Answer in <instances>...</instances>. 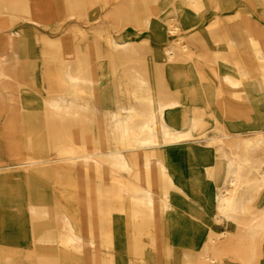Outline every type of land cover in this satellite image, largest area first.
Returning a JSON list of instances; mask_svg holds the SVG:
<instances>
[{
  "label": "rangeland",
  "instance_id": "obj_1",
  "mask_svg": "<svg viewBox=\"0 0 264 264\" xmlns=\"http://www.w3.org/2000/svg\"><path fill=\"white\" fill-rule=\"evenodd\" d=\"M255 38L264 0H0V264H264ZM162 105L170 145L143 128ZM191 176L196 219L170 198Z\"/></svg>",
  "mask_w": 264,
  "mask_h": 264
},
{
  "label": "bare ground",
  "instance_id": "obj_2",
  "mask_svg": "<svg viewBox=\"0 0 264 264\" xmlns=\"http://www.w3.org/2000/svg\"><path fill=\"white\" fill-rule=\"evenodd\" d=\"M9 42L13 43L15 46L17 45V49L14 51V56H16V58H18L19 61L22 60V50L19 48V44H17V40L15 39V37L13 36H9ZM253 44L258 47V49L260 50V53H261V56H262V59L264 60V42L258 38H255L253 39ZM126 51V50H125ZM13 54V52H12ZM174 55L173 52H170L169 53V56L172 57ZM3 64V65H8V57L7 55H0V65ZM41 68V67H40ZM25 72V70H23ZM22 73L21 75H16V80H17V83L18 84H22L24 83V80L26 79V74L25 73ZM47 94V93H46ZM0 98H5V92H3L1 89H0ZM134 113V112H133ZM165 105H162L158 108V111L156 114H152L151 112H148V114L145 115V118H146V121L144 122V125H143V128L145 131H150L151 133V138L149 139V141L151 143H159L162 140L165 141V144L166 145H170L172 144L171 142L173 140H176L177 139V136L176 135H173L174 133H170L168 131V123L165 119ZM160 125L165 129V132L164 134L161 136L160 135V131H159V127ZM182 133H179L178 135H180ZM179 139V138H178ZM163 144V146L165 145ZM162 146V144H160ZM160 145H158L157 147H159ZM144 155V154H143ZM151 156V155H150ZM152 157V156H151ZM134 159V158H133ZM36 161V160H35ZM136 161V160H135ZM138 162V161H137ZM163 165V161L159 158V157H156L154 160H152L148 165H147V177H149L150 179H152V186H149L148 188V197L152 200V204H151V209L152 211H157V206L155 208V210H153V205L155 201V196L157 195L158 196V209H163L164 208V200L162 199V197L159 198V193H163L164 194V191L159 187V185H157V176L156 174V171L158 169H160ZM235 168V166L232 164V161H231V164L229 166V169H228V176L230 177V173H233V169ZM232 169V170H231ZM137 170V169H136ZM228 200L226 199H223L222 203H221V206H220V210H223L227 205H228ZM155 206V205H154ZM16 211V210H15ZM151 211V210H150ZM18 212V211H17ZM160 212V211H159ZM156 214V213H154ZM158 216V214H156ZM155 217V216H154ZM155 220V219H154ZM157 220V219H156ZM34 222V221H33ZM33 224V223H32ZM91 225V224H90ZM92 226V225H91ZM264 227V224L263 223H259L256 227L253 226L251 229H249L247 232L251 235L252 238H255V236H257L261 229ZM73 231V230H72ZM214 242V241H213ZM217 243V242H216ZM45 252V251H44ZM7 261V260H6Z\"/></svg>",
  "mask_w": 264,
  "mask_h": 264
},
{
  "label": "crops",
  "instance_id": "obj_3",
  "mask_svg": "<svg viewBox=\"0 0 264 264\" xmlns=\"http://www.w3.org/2000/svg\"><path fill=\"white\" fill-rule=\"evenodd\" d=\"M185 165H187V164H185ZM188 165H191V163H189ZM187 169L190 170L192 168L189 166V167H187ZM194 172H197V171H194ZM179 184L180 185H178L179 186L178 190L180 192L179 193L180 202H177V204H174V201H173L174 197L171 196L170 198H171V203H172V209L174 208V211H176L178 213H182V214H179L178 216L190 217L193 219L199 218L200 216H203V215L206 216L207 214H205L204 212H202V214H201V212L197 209V207L190 203V202H193V203L197 202L196 198L198 197L197 195L200 191L197 189L199 187V180L196 179L195 177H192V176L191 177H184ZM216 184H217V186H219V182H216ZM215 192H217V191L214 190V188H210V187L207 188V190H205V194L203 197L204 200L200 206L203 210H204V208H209V206H213L215 204ZM169 203H167V205H170V206H167V207L170 208L171 204H169ZM172 214H173V212H172ZM186 221L188 222L189 220H186ZM165 222L162 221L161 226L166 227ZM170 225L176 226V225H178V222L171 221ZM164 230H165V228L162 229V231H164Z\"/></svg>",
  "mask_w": 264,
  "mask_h": 264
}]
</instances>
